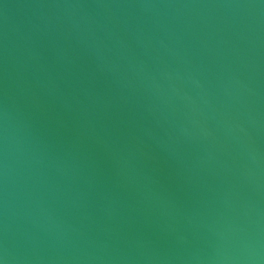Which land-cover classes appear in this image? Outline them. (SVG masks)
<instances>
[{"label":"water","instance_id":"95a60500","mask_svg":"<svg viewBox=\"0 0 264 264\" xmlns=\"http://www.w3.org/2000/svg\"><path fill=\"white\" fill-rule=\"evenodd\" d=\"M0 264H264V0H0Z\"/></svg>","mask_w":264,"mask_h":264}]
</instances>
